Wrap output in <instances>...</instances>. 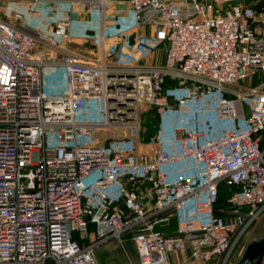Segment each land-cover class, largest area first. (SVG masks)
Wrapping results in <instances>:
<instances>
[{
  "label": "built area",
  "instance_id": "2783aa9c",
  "mask_svg": "<svg viewBox=\"0 0 264 264\" xmlns=\"http://www.w3.org/2000/svg\"><path fill=\"white\" fill-rule=\"evenodd\" d=\"M25 2L100 25L81 53L63 46L72 17L49 34L22 27L19 11L0 17V264H99L108 240L127 254L126 234L128 264L227 259L264 213V81L239 85L264 73V0ZM57 70L64 90H45ZM171 220L173 233L157 229Z\"/></svg>",
  "mask_w": 264,
  "mask_h": 264
},
{
  "label": "rangeland",
  "instance_id": "374dc122",
  "mask_svg": "<svg viewBox=\"0 0 264 264\" xmlns=\"http://www.w3.org/2000/svg\"><path fill=\"white\" fill-rule=\"evenodd\" d=\"M221 1V0H219ZM12 11H20L25 15V23L28 27L34 30H40L45 33H49L55 21L67 16L68 10L65 6H39L33 5L29 2L23 3H0V16L6 18ZM113 14L111 9L107 15V23H112ZM99 20L97 15L88 13L85 11L81 14V19L73 25L72 29V41L70 44L80 50H88L91 48V42L98 29ZM264 81V73L254 77L251 82L245 80L239 83L241 87L248 85H256ZM96 106L95 108H97ZM156 122L155 113L149 108L143 109L140 112V144L139 149L143 152L144 157H149L152 147L148 142L151 131H153V125ZM51 138L55 137V131L52 129L47 130ZM220 210L225 212L227 216V209L224 206L223 201L220 203ZM94 229L88 228L85 236V241L93 235ZM264 238V213L260 215L242 234L238 242L232 247L230 255L227 259L221 257L214 259L209 264H232L233 259H237L242 248L245 246L247 239L252 237ZM74 237L78 239L80 233H75ZM124 246L127 254L124 252L121 245L115 240H108L95 248V255L99 264H128V258L136 260V254L132 242L129 239V235L123 236ZM178 256L174 258L176 264H205L201 262H193L189 258L188 252L176 253ZM174 253V256L176 255Z\"/></svg>",
  "mask_w": 264,
  "mask_h": 264
},
{
  "label": "crops",
  "instance_id": "0c3cea01",
  "mask_svg": "<svg viewBox=\"0 0 264 264\" xmlns=\"http://www.w3.org/2000/svg\"><path fill=\"white\" fill-rule=\"evenodd\" d=\"M15 2L23 3V2H25V0H14V1L10 2V3H15ZM65 7L68 10V12H67V16L63 17V18L72 17L73 24H72V28L71 29H73V25L76 22L80 21L82 13H79V12L72 13L68 6H65ZM88 13H92V14L97 15V13H94V12H88ZM97 17H98V15H97ZM98 20H99V18H98ZM20 25L22 27L26 28L27 30H30V31H40V30L31 29L30 27H28L26 25V23H25V15H24L23 21L20 22ZM54 25H55V23L53 24V26L51 28V31L49 33H51L53 31ZM99 25H100V21H99ZM99 25H98V29H99ZM98 29H97V31H98ZM97 31H96V33H97ZM71 38H72V30L70 31V40L63 45L65 48H71V49H74L75 51H78V52H81V53H86L89 50V49L88 50H80V49H77V48L73 47L70 44V42L72 41ZM38 52H39V48L37 50H35V54L37 55ZM53 55H55L54 51H52V54L50 56L46 57V59L52 60L54 58ZM55 69H58V68H55ZM43 85H44L45 90H47V91H54L55 90V91L62 92L64 90L62 79L58 75V70L55 71V73H53V74L48 72L47 75L45 76ZM92 238H93V235L89 239L91 240ZM176 256H178V255L176 254L174 256V253L171 254V261H172L173 264H176L174 262V258ZM232 264H264V238L261 239L260 236H259L257 238L256 237H252V239L251 238L247 239L245 241V246L242 248V251L238 255V258L236 260L233 259Z\"/></svg>",
  "mask_w": 264,
  "mask_h": 264
},
{
  "label": "trees",
  "instance_id": "16d2710c",
  "mask_svg": "<svg viewBox=\"0 0 264 264\" xmlns=\"http://www.w3.org/2000/svg\"><path fill=\"white\" fill-rule=\"evenodd\" d=\"M150 110H152L154 112V109L151 108ZM156 123H157V120H156L155 124L153 125V127L156 125ZM153 132H154V130L151 131L150 136L153 134ZM230 192L231 191L226 186L221 185L219 187L218 204L216 206V213L218 215H220V213L222 214V211L220 210V203L223 201V203L225 205V200L228 197V195L230 194ZM88 228H93L94 229L93 224L89 223L88 224ZM157 229L159 231H161L162 233H164L166 235H169V234L173 233L174 230H175V221L171 220L170 223L168 224V226H166V227H158ZM74 239H76V238L74 237ZM76 240L79 241V239H76Z\"/></svg>",
  "mask_w": 264,
  "mask_h": 264
},
{
  "label": "water",
  "instance_id": "95a60500",
  "mask_svg": "<svg viewBox=\"0 0 264 264\" xmlns=\"http://www.w3.org/2000/svg\"><path fill=\"white\" fill-rule=\"evenodd\" d=\"M254 1H256V0H244L243 4L245 6H248L251 2H254Z\"/></svg>",
  "mask_w": 264,
  "mask_h": 264
}]
</instances>
